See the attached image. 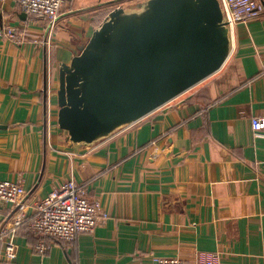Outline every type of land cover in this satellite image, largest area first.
I'll use <instances>...</instances> for the list:
<instances>
[{
    "label": "crops",
    "instance_id": "0c3cea01",
    "mask_svg": "<svg viewBox=\"0 0 264 264\" xmlns=\"http://www.w3.org/2000/svg\"><path fill=\"white\" fill-rule=\"evenodd\" d=\"M107 1L64 0L50 28L0 0V179L27 191L23 209L0 203V229L70 178L107 214L72 241L45 237L44 254L41 237L16 225V261L196 264L210 251L220 264H264V137L251 127L264 116V12L235 25L228 58L195 94L75 144L57 125L58 66L106 18Z\"/></svg>",
    "mask_w": 264,
    "mask_h": 264
},
{
    "label": "water",
    "instance_id": "95a60500",
    "mask_svg": "<svg viewBox=\"0 0 264 264\" xmlns=\"http://www.w3.org/2000/svg\"><path fill=\"white\" fill-rule=\"evenodd\" d=\"M230 50L218 0L114 7L58 66L57 125L72 143H93L218 71Z\"/></svg>",
    "mask_w": 264,
    "mask_h": 264
},
{
    "label": "built area",
    "instance_id": "2783aa9c",
    "mask_svg": "<svg viewBox=\"0 0 264 264\" xmlns=\"http://www.w3.org/2000/svg\"><path fill=\"white\" fill-rule=\"evenodd\" d=\"M13 1L26 14L46 19L50 28L57 26L64 3V0ZM218 1L231 43L237 23L245 22L264 12V5L259 0ZM7 33L12 35L11 30ZM251 127L255 137H264V116H253ZM26 195L27 191L20 182L0 179V203L10 202L17 209H23ZM15 217L10 228L3 226L0 229V241L3 243L0 264H22L16 261L17 245L13 239L16 225L25 222L32 232L41 237L35 250L44 254L49 249V244L42 240L45 237L64 242L72 241L79 233L92 232L107 214L101 210L98 201L87 196L85 188L79 182L70 178L54 186L43 199L37 201L29 215L24 213ZM153 259L155 264H184L182 259L176 257L155 256ZM196 262L220 264L217 253L210 251H199Z\"/></svg>",
    "mask_w": 264,
    "mask_h": 264
},
{
    "label": "rangeland",
    "instance_id": "374dc122",
    "mask_svg": "<svg viewBox=\"0 0 264 264\" xmlns=\"http://www.w3.org/2000/svg\"><path fill=\"white\" fill-rule=\"evenodd\" d=\"M143 1H145V0H110V1H107L105 10H108V8L113 9L114 7H117V6H121L127 11L138 10L139 5ZM213 74L208 76L204 80L200 81L199 83H197L193 87L189 88L188 90H186L182 94L178 95V97L180 96V98H182V97L186 98L192 94H195L199 88H201L203 85H205L209 81L210 77H212Z\"/></svg>",
    "mask_w": 264,
    "mask_h": 264
}]
</instances>
